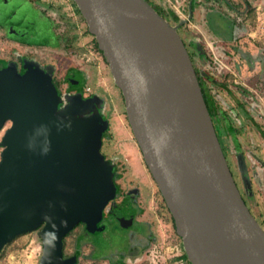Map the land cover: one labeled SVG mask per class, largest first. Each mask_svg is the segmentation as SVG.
<instances>
[{
	"label": "water",
	"instance_id": "obj_1",
	"mask_svg": "<svg viewBox=\"0 0 264 264\" xmlns=\"http://www.w3.org/2000/svg\"><path fill=\"white\" fill-rule=\"evenodd\" d=\"M120 91L133 139L171 214L190 264H264V232L234 184L188 52L146 0H72ZM94 94H58L28 62L0 68V254L35 233L38 264L63 259L79 223L94 235L118 195L101 153L109 122Z\"/></svg>",
	"mask_w": 264,
	"mask_h": 264
},
{
	"label": "flooded vegetation",
	"instance_id": "obj_2",
	"mask_svg": "<svg viewBox=\"0 0 264 264\" xmlns=\"http://www.w3.org/2000/svg\"><path fill=\"white\" fill-rule=\"evenodd\" d=\"M146 1L172 26L183 22L177 32L220 149L242 201L264 232V0H183L185 9ZM45 34L53 40L45 42ZM82 38L87 40L83 45ZM95 43L72 0H0V68L12 64L22 73L26 63L34 62L50 73L58 94L89 98L94 95L89 80L103 79L108 68ZM111 126L101 150L115 167L118 195L103 212L98 224L103 229L91 236L104 239L112 231L117 241L105 247L83 243L85 225L79 223L63 238V259L76 256L74 264H190L138 146L139 157L134 150L125 154L129 158L109 151ZM73 232V249L66 254Z\"/></svg>",
	"mask_w": 264,
	"mask_h": 264
},
{
	"label": "rangeland",
	"instance_id": "obj_3",
	"mask_svg": "<svg viewBox=\"0 0 264 264\" xmlns=\"http://www.w3.org/2000/svg\"><path fill=\"white\" fill-rule=\"evenodd\" d=\"M151 1L155 3L165 2V4L170 7H172L173 5L177 6L179 4L184 9L186 3L183 0H151ZM39 7L41 8V6ZM43 26L46 28L45 23L43 24ZM183 30L184 33L185 29L183 28ZM43 39L45 42L48 43L51 42V40H53L51 34L49 35L45 34V37ZM86 41H87L86 39L82 38L81 45L85 44ZM88 85L92 88L94 94L100 96L105 102L104 116L112 125L110 130L111 139L109 143L110 144L109 151L114 153L120 151L123 155H125L126 153H131L134 150L137 156L138 155L137 145L133 139V136L130 135V128L124 117V107H123L122 97L119 93V90L114 86L110 75L108 74V68L106 69V71H104L103 79H100L99 77L92 78L89 80ZM6 128H8V125H6L5 129ZM3 132L4 130L0 132V137L2 136ZM103 151L104 150L102 149L101 150L102 154ZM0 152H1V148H0ZM125 157L129 158V155H125ZM134 166L135 167L139 166V162L138 161L136 162L135 159H134ZM75 236H76V232H73L67 238L66 247H65L66 254H69L72 251ZM104 240H107V242ZM81 241L83 243L89 242L99 245L101 247H105L106 243L107 245L116 243L117 237H115L114 232L109 231L106 234V237H104V239L100 236H88V237H83ZM79 244L80 243L77 244V247L79 246ZM41 249L42 247H41L40 239L37 237L35 233L22 235L17 239H15L10 244H8L3 249V251L0 254V264H38V260L41 255ZM84 252L87 253V250H84ZM81 264H91V263L89 260H83Z\"/></svg>",
	"mask_w": 264,
	"mask_h": 264
},
{
	"label": "built area",
	"instance_id": "obj_4",
	"mask_svg": "<svg viewBox=\"0 0 264 264\" xmlns=\"http://www.w3.org/2000/svg\"><path fill=\"white\" fill-rule=\"evenodd\" d=\"M260 24H261V27L264 28V20L262 22L260 21Z\"/></svg>",
	"mask_w": 264,
	"mask_h": 264
},
{
	"label": "trees",
	"instance_id": "obj_5",
	"mask_svg": "<svg viewBox=\"0 0 264 264\" xmlns=\"http://www.w3.org/2000/svg\"><path fill=\"white\" fill-rule=\"evenodd\" d=\"M95 45H96V43H95ZM97 48V47H96Z\"/></svg>",
	"mask_w": 264,
	"mask_h": 264
}]
</instances>
